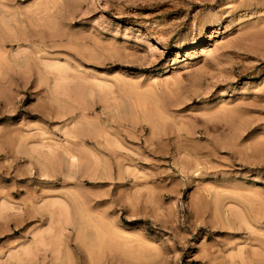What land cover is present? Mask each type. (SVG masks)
<instances>
[{
    "label": "rangeland",
    "instance_id": "374dc122",
    "mask_svg": "<svg viewBox=\"0 0 264 264\" xmlns=\"http://www.w3.org/2000/svg\"><path fill=\"white\" fill-rule=\"evenodd\" d=\"M0 264H264V0H0Z\"/></svg>",
    "mask_w": 264,
    "mask_h": 264
},
{
    "label": "bare ground",
    "instance_id": "6f19581e",
    "mask_svg": "<svg viewBox=\"0 0 264 264\" xmlns=\"http://www.w3.org/2000/svg\"><path fill=\"white\" fill-rule=\"evenodd\" d=\"M57 68H58V66H57ZM60 69V68H59ZM76 139V138H75ZM116 153V152H115Z\"/></svg>",
    "mask_w": 264,
    "mask_h": 264
}]
</instances>
